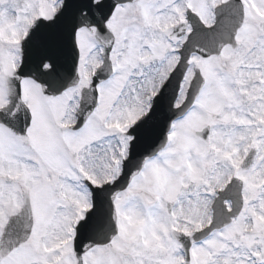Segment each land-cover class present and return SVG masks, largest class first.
<instances>
[{
    "label": "snow or ice",
    "instance_id": "6c2138e0",
    "mask_svg": "<svg viewBox=\"0 0 264 264\" xmlns=\"http://www.w3.org/2000/svg\"><path fill=\"white\" fill-rule=\"evenodd\" d=\"M0 264H264V0H0Z\"/></svg>",
    "mask_w": 264,
    "mask_h": 264
}]
</instances>
